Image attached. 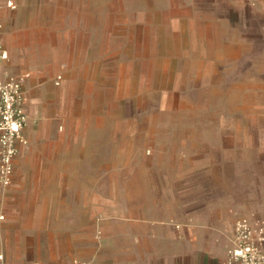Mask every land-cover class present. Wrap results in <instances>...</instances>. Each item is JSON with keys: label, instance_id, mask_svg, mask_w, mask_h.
<instances>
[{"label": "rangeland", "instance_id": "374dc122", "mask_svg": "<svg viewBox=\"0 0 264 264\" xmlns=\"http://www.w3.org/2000/svg\"><path fill=\"white\" fill-rule=\"evenodd\" d=\"M17 1L28 145L0 213L19 217L41 185L70 183L74 170L136 195L165 193L172 169L245 210L263 205L264 0ZM14 231L2 246L17 263L54 243Z\"/></svg>", "mask_w": 264, "mask_h": 264}, {"label": "crops", "instance_id": "0c3cea01", "mask_svg": "<svg viewBox=\"0 0 264 264\" xmlns=\"http://www.w3.org/2000/svg\"><path fill=\"white\" fill-rule=\"evenodd\" d=\"M5 3L0 0V23L4 25L0 42L10 51V60L1 73L23 76L27 71L15 72L25 70L18 66L16 57L15 31L20 26V14ZM20 159L15 160L14 178ZM173 171L166 170L173 183L167 189L164 186L165 193L142 187L136 195H129L132 183L119 182L113 189L105 177L97 185L94 174L88 171L79 177L80 172L74 170L70 183L54 189L41 185L39 200L31 195L19 217L11 209L6 211L2 237L7 239L16 224L19 228L14 233L22 239L42 232L52 234L47 237L54 243L46 253L31 255L29 261L43 264H71L77 258L90 264H230L227 253L234 243L236 222L231 209L264 223V201L245 210L239 198L230 199L223 189L208 184L206 177L198 179L187 173V184H181L173 178L179 173ZM51 190L55 191L54 202L48 199ZM252 198L250 195L249 200ZM53 205L55 211H50ZM2 245L1 239L0 248L5 251ZM6 251L7 264H29L27 260L17 263L7 244Z\"/></svg>", "mask_w": 264, "mask_h": 264}, {"label": "built area", "instance_id": "2783aa9c", "mask_svg": "<svg viewBox=\"0 0 264 264\" xmlns=\"http://www.w3.org/2000/svg\"><path fill=\"white\" fill-rule=\"evenodd\" d=\"M6 5L15 10V0H6ZM4 25L0 23V33ZM10 60V51L0 42V189H8L14 181L15 160L21 148L28 145L24 135L27 122L24 101L25 77L7 73L2 75V66ZM62 76L57 78L60 84ZM5 213H0V242ZM230 264H264V223L249 216L238 217L235 222V239L228 250ZM0 264H7L6 252L0 248ZM29 264H41L31 261ZM72 264H89L83 259H74Z\"/></svg>", "mask_w": 264, "mask_h": 264}]
</instances>
